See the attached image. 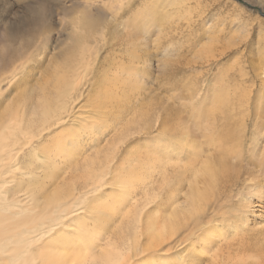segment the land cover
<instances>
[{
	"label": "bare ground",
	"instance_id": "1",
	"mask_svg": "<svg viewBox=\"0 0 264 264\" xmlns=\"http://www.w3.org/2000/svg\"><path fill=\"white\" fill-rule=\"evenodd\" d=\"M134 1L129 0L120 14L101 8L92 12L95 1L74 0L83 14L67 20L65 14L77 8H63L70 41L66 49L46 57L41 53V61L18 78L15 71L8 79L0 74V264H264V226L260 230L251 226L264 224V143L259 142L264 129L250 130L259 117L251 119L250 111L239 106L245 93H221L212 98V105H202L198 104L204 101L202 91L195 84L190 91L186 84L183 89L191 96L184 98L190 101L187 105L175 100L165 105L159 99L153 117L142 113L137 118V106L133 107L145 90L151 61L159 69L168 67L166 73L158 69L161 73L153 75V81L161 76L168 82L187 79L191 75L186 73L185 58L191 52L196 56L205 44L194 51L193 46L177 43L182 48L175 50L177 59L170 64L174 54L169 44L175 45L176 32L168 31L163 37L168 46H156L159 53L149 54L147 39L159 12L155 0L131 9ZM176 5L180 10L182 5ZM43 9L30 10L31 35L48 28ZM128 11L130 16L124 18ZM100 18L105 21L101 38L81 39L82 27L95 26ZM192 24L196 26L193 21L187 28ZM170 27L173 32L179 28ZM223 30L214 36L204 34L208 43L220 42L226 35ZM31 43L32 37L25 40L26 45ZM79 43L90 50L82 56L95 62L106 47L94 82L80 88L72 81L73 72L56 84L43 79L39 73L43 63L62 56L69 60ZM232 47L222 45L217 55L222 58ZM158 56L169 61L161 57L166 62L158 63ZM250 64L254 72L250 80L264 77V66ZM21 85L27 86L28 97L12 108L17 94L11 87ZM176 85L171 80L170 86L180 92ZM83 93L93 109L88 114L77 104ZM160 110H167L161 120ZM153 130L156 139L149 137ZM136 135L140 138L130 144ZM150 206L155 208L148 211Z\"/></svg>",
	"mask_w": 264,
	"mask_h": 264
},
{
	"label": "rangeland",
	"instance_id": "2",
	"mask_svg": "<svg viewBox=\"0 0 264 264\" xmlns=\"http://www.w3.org/2000/svg\"><path fill=\"white\" fill-rule=\"evenodd\" d=\"M73 1L74 0H60V1L59 0H0V74H2L4 77L6 75V77L8 79L15 72H18V73H20V74L17 73L18 76H16V78H18L23 73H25L28 70H30L31 68H33L32 65L36 66V64L41 61V57L43 55L45 57L48 55L50 56L53 53L57 54V53L62 52L64 49H66L65 44L67 42H70V41L68 40V35H67L68 30L64 28L65 22H64L63 16L67 12V11H64V9L67 7L68 8H74V7L77 8L76 10L71 11V12H67L65 14V18H67V20H71L75 16H79V15L81 16V14H83V13H80V11L83 12V8L80 7L79 5H73ZM92 1H95L97 3V8H93L92 12H96V10H98V9H99V11L104 9L105 13L106 12L107 13H116L118 11L117 13L120 12V14H121V11L124 8H126L127 2L129 0L128 1L124 0L125 2L122 0H117L118 5L115 2L116 0H92ZM142 1L144 3L146 0H141V1L135 0L133 7L131 9H135L138 5H141ZM113 2H114V4H113ZM137 2H138V4H137ZM149 2L153 3V0H150ZM104 3L107 5H105ZM122 3H123V5H122ZM155 3H156L155 7L157 9L156 11H157V13L159 12L158 17H160V19L162 18L163 20H166L167 22L163 21L162 19L160 20L159 18H158L159 20H156V27L153 30L151 37H149L147 39L148 44L151 43L150 44L151 46L150 45L147 46L149 49L151 48L150 50H148V48H147V50L149 51V54L151 53L150 51H152L153 53H151V55L152 54L155 55V53H159L158 49L160 47H163L162 45H164L166 47L168 46L169 43H168L166 37H165V39L163 37L168 36V34H170L169 33L170 31L173 35L176 32L173 37H174V41L175 42L177 41L176 43L173 42L175 44V45L172 44L173 46H171V44H169L170 49H172V47H173V49L175 48L174 51H173V49L171 50V53H172L171 55L174 54V56H173L174 59L171 58L172 57L171 55L167 56L168 58L169 57L171 58V59H169V60H171L169 62L170 64L177 59L176 54L178 52H180L178 50L179 48H182V47L190 48L193 46L194 47L193 50L195 51V49H196V51H198L202 48V47L200 48V46L201 45L203 46L205 44L204 47L206 50L201 49V52L196 54V56H195L194 52H191L192 54L190 53L191 55L189 54L185 58V59H187V60H184L185 64H184V61L182 62V64H184L186 66L187 75H189V74L191 75V77L187 78L189 81L186 78L169 79L170 82H171V80L174 81L175 85L178 83L176 86L178 87V90H181L180 91L181 93L176 90L177 88L175 89L174 87L170 86V82H168V79H166L165 77L161 76L160 79L157 80V82L155 80L153 81V75H155L157 73L159 74L161 72L166 73V69L168 67L166 69H163L162 67H160V69L162 68V70H160L159 68H157L155 66L156 62L154 60H152L153 63L151 61V63H150L151 67L148 69V71L150 70L152 73L149 71L150 72L149 76L146 77L145 82H147V83H146V87L144 88L145 90H142L143 92L141 91L142 93L139 96L138 103H136V104L134 103L135 106L133 105L134 106L133 109L137 106L136 107L137 114L135 116L137 117V115L139 116V114L144 113V115H145L148 113L150 118L153 117V115L155 114L154 112L156 111L155 106H157L159 101H162L163 103L165 101V103H164L165 105L169 104V103L171 104V101H173V100L177 101L176 103L179 102V104H180V102L182 103L184 101L185 103L187 102L186 103V105H187L190 102L187 98L191 97V96L189 97L188 96L189 93H187L185 91V89H183V88H185V86L187 84V86L189 88H191L190 91H193V88L196 89V86L198 88V91L199 90H200V92L202 91L200 93V95H201V99L204 101L203 102L200 101L198 103V104H202V105H212V103H214L212 98H214L216 96H218V97L221 96V93H223V94H225L226 92L230 93V94L236 93L237 95L239 93H240V95H244V93H245V97L243 98L242 101L240 100L239 106L245 107V108H247L246 110L250 111L249 115H250L251 119H253L255 116H256V118L259 117V119H258L259 123L258 124H260V125L257 124L254 127L252 126L251 128H253V129H250V130L251 131H258L257 129H259L258 132L263 131V129H264V117H263L264 116V105H263L264 104V88H263L264 84H262V80H264V77H263V75H261V76L257 77L258 78L257 80H254V81H252V79L250 80L251 76H253V74H254V72L251 71V69H250V65H251L250 63L253 62L255 65L258 64L259 65L258 68H260V66H264V59H263L264 58V40L260 41V39L258 38V37H261L264 39V0H155ZM176 4L182 5L180 10L176 9V7H178ZM40 5H41V7H40ZM70 5L73 7H71ZM114 5H115V8H114ZM116 5H117V7H116ZM123 6H124V8H123ZM43 7H44L43 10H44V15H45V20L48 21L47 22L48 28H46L45 30H41L40 32H38V34L31 35L33 30L31 29L32 31H30L31 27L28 23V20H29L30 14H31L30 10L32 8H43ZM239 7H240V9H239ZM100 8H101V10H100ZM110 8H112V9H110ZM115 9H116V11H115ZM163 10L164 11L166 10L165 13ZM174 10H176V13L174 12ZM110 11H112V12H110ZM128 13H126V12L124 13V15H125L124 18H127L128 16H130L131 12L128 11ZM162 13H163V15H162ZM161 15L163 17H161ZM167 16H169V17H167ZM173 16H175V19ZM201 16H202V19H204V21L207 20L208 26L204 25V23L200 19ZM166 18H169V20H167ZM189 20H190V22H188ZM158 21H160V22H158ZM193 21H195L196 26L194 27L192 24L190 28H187V24H190ZM163 22H165L166 25ZM104 23H105L104 18L103 19L100 18V22H98L97 25H95V26H93V24L91 25V27H93V28L83 26L82 27L83 33L80 34L82 36L81 39L83 37H84V39L87 38V35L88 36L92 35L93 37H95L96 40H99L101 38L100 36L103 34L101 29H102ZM157 23H160L161 26L164 25L162 27L163 29L161 28V31H160L161 26L157 27L159 25ZM170 25H171V27H170ZM167 26H169L170 29L171 28L175 29L177 26L179 28L177 31L173 32L172 30H169V27H167ZM206 27H208V29H206ZM221 27L224 29L223 31H225L224 35L225 34L226 35L222 36L220 42L217 41V43H216L215 41H211L213 43H208L209 41H207L208 40L207 37L211 36V35H213V36L217 35L219 33L217 30L220 29ZM157 28H159V30ZM215 28H216L217 32L212 33L211 31ZM83 29H85V30H83ZM166 29H167V31H166ZM162 30H164V31L162 32ZM204 31H205V33H204ZM28 32H30V33H28ZM204 34H206L207 37ZM261 34H263V35H261ZM201 36L204 38H202ZM229 36H232L233 40H235V42L231 41ZM29 37H32V43L30 45H26L25 40L29 39ZM155 37H158V40L160 39V41L158 42L157 38H155ZM193 38H195V39L193 40ZM152 39H154L153 42H152ZM180 39H182V40H180ZM203 40L207 41V42H204ZM154 41L155 42L157 41L158 43L157 42L154 43ZM164 41H165V43H164ZM218 42H219V44H218ZM166 43H168V44H166ZM177 43L181 46L184 43V46L180 47ZM155 44H157V45H155ZM217 44H218V46H217ZM224 44H225V46H228V47L233 46L234 48L232 47L233 50L231 52L227 53L226 55L222 56V58H221L217 54L219 53L220 50H222L221 46ZM78 45H76L74 47L75 48L73 50L74 55L73 56L69 55V57H70L69 60H65L66 56H62V57H59L58 59H56L58 62L55 60V61H52L51 63H49L48 65H47V60H46L41 67L42 69H44V68L45 69L44 70H42L41 68L39 69L41 71V72L39 71V73L41 74L43 79L46 80V78H47L49 83L56 84V83H58L59 79H62V81H63V79L65 77L67 78V76L72 74V72H73L74 76L72 78L73 79L72 81L75 80L76 82H79L78 84H80V86L77 85L78 87L82 88L83 85L85 87V86L92 84V82H94V78L96 76L98 68H99V66H101L100 64L104 63V60L101 59V57L103 56L102 58H104V56L106 54V52H105L106 47L101 49V51L99 52V55L97 57V60L95 62L93 60H86V58H84L82 56V55L87 56L90 53L89 47L87 45L83 44V47H85V48H81L82 43H79ZM176 45H178V46H176ZM28 46L30 48L31 47L32 48L30 49ZM156 46L158 47V49L156 48ZM197 48H198V50H197ZM176 49L178 52L175 51ZM207 49L208 50L210 49V50L208 52H206ZM53 50H54V52H53ZM22 51H23L24 55L22 54ZM142 51H144V49ZM209 52H211L212 54ZM37 53H38V57H37ZM41 53L42 54L44 53V54L40 55ZM206 54H208V55L210 54V55L208 56ZM260 54L262 55L261 57H263V58H261L259 56ZM12 56H14V57L12 58ZM207 56L209 58H207ZM10 57L15 62L13 60H11ZM35 57H36V59H35ZM161 57L162 56L157 57L158 60H156V61H158V63H162L163 61H165V59H166V61H169L167 57H162L165 59H162ZM218 57L220 59H218ZM83 58H84V62H83ZM253 59H254V61H253ZM7 60H8V63H6ZM258 60L259 61L261 60V63ZM30 61H32L33 64ZM186 61H189V62H186ZM187 63H189V64H187ZM19 69H20V71H19ZM21 69H22V71L23 70L24 71L21 72ZM1 70H4L5 72L1 71ZM157 70L161 71V72H158ZM228 70H230V71H228ZM240 70H242V71H240ZM42 71L45 72L46 74L45 73L43 74ZM47 71L49 74L47 73ZM238 71H240V72H238ZM9 72H11V73L9 74ZM50 73H53V74H50ZM226 73L227 74L229 73V74L227 75ZM225 74L227 77L224 76ZM233 74L236 77V78L233 77L234 79L232 78V76H234ZM44 75H45V77H44ZM230 76H231V78H230ZM240 76L241 77L244 76L245 79H243L244 77H242V79L239 78ZM224 77H226V78H224ZM48 78H50V79H48ZM149 81H151V83ZM204 81L206 82V84ZM225 81L226 82L230 81L227 83H229L230 85L232 84V85L229 87V84L225 83ZM242 81H244L245 83L244 82L242 83ZM158 82H160V83H158ZM163 82H164V84H163ZM202 82H204V85ZM237 82H239V83H237ZM241 83L244 85H242ZM194 84L196 86H194ZM238 84L242 85V86H239ZM39 85H40L39 87L42 86L41 84H39ZM147 86L149 87L150 90L148 89ZM217 86H219V87H217ZM234 86L235 87L237 86L236 88L240 92H238L237 90H234L233 89ZM238 86H239V89H238ZM20 87H21V89H20ZM20 87L16 88L17 90L14 87H11L13 92H15L17 94V95H15L16 97L12 103V106H11L12 108H16L18 105L20 106L21 103H24L23 102L24 98L26 99V97H28V95L26 94L27 91H25V90H27V86L21 85ZM231 87H233V88L231 89ZM14 90H16V91H14ZM182 90H183V92H182ZM224 90H225V92H224ZM149 91H152L153 93H151V92L149 93ZM85 94H86V92H85ZM85 94L83 93V95H82L83 97H80L77 104L80 106H83L82 111L84 113L87 112L85 114H88L93 109H92L91 105L89 104L90 103V101H88L89 98L87 96H85ZM181 94L184 95V96H182L183 99H180ZM140 97H143V98H140ZM178 97H179V99H178ZM185 97H187L186 98L187 100L184 99ZM171 98H172V100H170ZM209 99H211L212 101H210ZM167 101H168V103H166ZM259 107H260L261 111H260ZM254 110L256 111V113ZM166 111H164L165 112L164 113L163 110H160V113H159V115H160L159 119L160 120H161L162 115L166 114ZM161 113H162V115H161ZM257 113H258V116H257ZM149 122H151V120ZM261 122L263 125L261 124ZM155 132L156 131L153 130L152 133L149 135V137H152V139H156V137H154ZM137 136L138 135H136L134 137V139L133 138L131 139L132 141H130V144L133 145L134 142H136V140L140 138L139 136L137 138ZM142 142H143V140H141V143ZM259 142H260V144H263L264 143L263 138H262V140L260 138ZM142 148H144V146L141 147V149ZM111 188L112 187L108 188L107 191H109ZM154 208H155L154 206H150L148 208L149 209L148 211L153 210ZM153 212L154 211H152V213ZM148 215H149V213H148ZM259 221H260V219H259ZM261 223L263 224L264 221H262ZM251 226L255 230L256 229L260 230L261 228H263L264 224L263 225H258V224L255 225L258 228L257 227L254 228L255 226L253 224ZM260 226H262V227H260ZM261 240H259L260 243L262 242ZM257 257L255 256L253 258L257 259Z\"/></svg>",
	"mask_w": 264,
	"mask_h": 264
}]
</instances>
